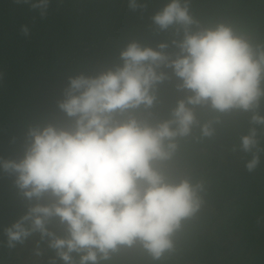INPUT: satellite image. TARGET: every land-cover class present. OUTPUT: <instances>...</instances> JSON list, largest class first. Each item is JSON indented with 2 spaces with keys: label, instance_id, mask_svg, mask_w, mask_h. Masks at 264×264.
<instances>
[{
  "label": "trees",
  "instance_id": "1",
  "mask_svg": "<svg viewBox=\"0 0 264 264\" xmlns=\"http://www.w3.org/2000/svg\"><path fill=\"white\" fill-rule=\"evenodd\" d=\"M187 2L196 21L191 32L225 24L264 46V0ZM36 3L39 0H0V163L24 158L32 130L53 126L74 131L75 118L59 108L69 78L114 70L122 64L120 53L132 42L158 51L160 43H168L164 51L175 58L179 50L171 41L183 38L181 26L161 30L152 22L169 0H137L135 9L129 0H47L46 6L32 7ZM165 71L168 79L155 86L153 106L133 113L153 126L170 119L177 100L191 94L177 92L180 81L170 69ZM189 107L195 115L190 134L177 138L173 158L159 167L170 182L188 179L203 185L200 210L182 221L172 236L173 250L159 260L136 241L118 246L99 264H264V124L252 119L264 117V96L248 111L219 113L207 103ZM204 125L212 135H202ZM252 133L255 144L245 151L241 138ZM253 156L258 163L249 172L246 164ZM16 175L0 167V264H64L49 247V238L41 239L39 232L9 241L7 230L29 208L54 202L47 193L26 198ZM48 227L61 238L67 236L58 218ZM70 255L79 264V255Z\"/></svg>",
  "mask_w": 264,
  "mask_h": 264
},
{
  "label": "clouds",
  "instance_id": "2",
  "mask_svg": "<svg viewBox=\"0 0 264 264\" xmlns=\"http://www.w3.org/2000/svg\"><path fill=\"white\" fill-rule=\"evenodd\" d=\"M46 4L39 0L32 7ZM129 6L135 9L137 0H129ZM152 22L161 30L183 28L182 40L171 41L179 50L175 58L164 51L168 43H160L158 51L132 42L120 53L122 64L114 70L69 78L59 108L75 118L74 131L53 126L32 130L24 158L0 163L4 171L17 174L15 183L26 198L47 193L54 199L29 208L7 230L10 242L39 232L41 239L49 238V247L64 264H74L72 253L79 255V264H99L118 246L139 241L159 260L173 250L172 236L182 221L200 210L203 185L188 179L170 182L159 166L173 158L177 138L190 134L195 115L189 106L207 103L224 113L248 111L258 104L264 96V46L225 24L191 32L196 21L187 0H169ZM167 69L180 81L177 92L191 94L177 100L170 119L153 126L133 113L153 106L155 86L168 79ZM124 113L126 118H116ZM252 119L264 124V117ZM201 132L212 135L209 125ZM253 136L241 138L245 151L255 144ZM257 163L253 156L247 170ZM52 218L65 226V238L49 230Z\"/></svg>",
  "mask_w": 264,
  "mask_h": 264
}]
</instances>
